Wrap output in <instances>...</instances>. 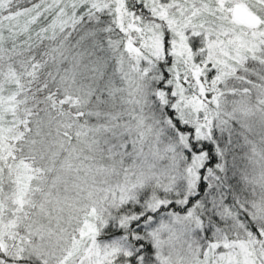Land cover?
<instances>
[{
    "label": "snow or ice",
    "instance_id": "6c2138e0",
    "mask_svg": "<svg viewBox=\"0 0 264 264\" xmlns=\"http://www.w3.org/2000/svg\"><path fill=\"white\" fill-rule=\"evenodd\" d=\"M0 264H264V0H0Z\"/></svg>",
    "mask_w": 264,
    "mask_h": 264
}]
</instances>
